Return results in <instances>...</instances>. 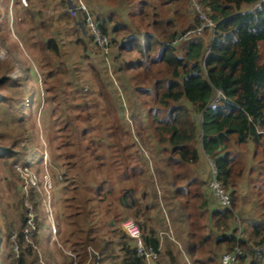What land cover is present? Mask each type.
I'll return each instance as SVG.
<instances>
[{
	"label": "trees",
	"instance_id": "trees-1",
	"mask_svg": "<svg viewBox=\"0 0 264 264\" xmlns=\"http://www.w3.org/2000/svg\"><path fill=\"white\" fill-rule=\"evenodd\" d=\"M50 1L56 3L55 0H17L16 6L27 13L20 18V23L28 24L30 29L32 25L41 28L38 20L47 17ZM96 1L100 2L96 3L99 7L92 2V12L102 31L110 37L114 64L123 71L118 79L119 85L125 88L124 99L130 107L138 106L139 113L145 114L155 143L150 158L137 150L136 171L135 167L130 168L133 163L127 164V155L122 156L126 158L124 161H117L124 166L121 172L125 174L120 178L119 190L107 188V176L96 182L97 194L93 199L87 196L86 203H82L90 223L102 213L104 216L111 213L116 205L111 204L113 193L119 206L128 211V217L141 219L145 245L158 251L153 264H220L221 254L232 251L238 242L246 252L251 247L264 245V0H201L216 28L192 34L182 39L180 46L175 39L200 25L199 15L193 16L194 23L188 25L178 16L184 6L188 9L191 5L189 0ZM58 2L59 18L73 23L81 32L77 31V42L100 49L88 28L66 10L69 1ZM19 30L28 44L32 35L26 33L24 27ZM39 33V41L57 66V70L51 67L43 79L47 91L53 92L58 75L63 73L56 60L58 47L44 30ZM31 78L33 76L25 78V85L21 80H13L15 84L24 85L22 98L26 105L30 85L34 82ZM8 80L7 75L0 77V100L3 98L1 88ZM88 91L78 85L76 93L84 97ZM218 91H222L224 97L213 108L211 103ZM121 98L119 95L116 108L125 116ZM89 100L90 97L80 100L74 96L67 108L61 106L62 126L59 128L64 129L75 121L79 128L87 127L94 115V104ZM132 116L135 118L136 114ZM120 137H124V132ZM132 145L130 142L124 149ZM248 146L251 154H242V149ZM8 151L14 152L0 146V156ZM206 156L214 162L219 180L231 195L230 207L223 208L210 191L211 169L207 178H201L198 168L202 159L207 161ZM64 165L66 171L61 169V172L67 181L73 178L71 170L76 162L64 160ZM32 188L28 200L37 212L40 197ZM71 199L78 200L75 195L66 196V201ZM92 200L99 203L87 210V203ZM103 203L108 205L103 208ZM24 205L23 227L30 210ZM166 206L182 209L188 223H175L164 212ZM68 214V217L74 216L72 212ZM77 229L79 234L84 233L83 224L78 223ZM111 230L117 239H98L89 264H147L137 254L135 241L122 224L114 223ZM44 232L46 234L47 230ZM80 238L89 241L90 235ZM21 249L15 262L23 264L27 257L25 247ZM31 255L34 263L41 264L37 252ZM0 264H5L2 258ZM64 264L75 263L72 260ZM241 264H264V253L260 257L246 253L241 257Z\"/></svg>",
	"mask_w": 264,
	"mask_h": 264
},
{
	"label": "rangeland",
	"instance_id": "rangeland-1",
	"mask_svg": "<svg viewBox=\"0 0 264 264\" xmlns=\"http://www.w3.org/2000/svg\"><path fill=\"white\" fill-rule=\"evenodd\" d=\"M16 1L0 0V77H9L1 88L3 100H0V146L14 151L0 156V258L5 264H20L15 259L19 258L21 248L25 247L27 259L23 264H36L33 262V255L30 256L34 252L39 254L41 264H64L72 260L75 264H89L98 239H117L113 236L111 226L114 223L119 226L120 220L133 217H128V211L119 206L112 193L111 204L116 205H113L111 213L107 216L102 213V216L90 223V217L83 212L86 197L93 199L97 194L96 182L106 176L109 177L107 188L119 190L120 178L125 174L121 172L124 166H120L117 161H124L126 158L122 156L127 155V164H137V150L150 158L154 153L155 142L145 114L142 111L139 113L138 106L135 109L130 107L124 99L125 88L122 84L119 85L118 79L123 71L120 72L113 62L114 52L111 50L105 56L96 45L87 46L83 42H77L79 34L75 25L59 18L58 0H55L56 3L50 1L46 8L47 17L38 20L41 27L38 29L33 25L30 29L28 24L20 23V18H24L27 13L24 12L25 9L16 6ZM85 1L91 10L92 2L100 3L96 0ZM39 6L44 8L43 5ZM193 13V8L189 5L188 9L184 6L178 16L183 24L188 25L194 23ZM22 27L32 35V40L29 41L28 38V44L19 30ZM40 30H44L46 36L55 40L59 54L56 60L61 64L58 67L63 70L58 75L57 87L53 92L47 91L43 79L51 67L57 70V66L53 65V57L47 55L46 48L39 41ZM182 39L185 38L179 39L177 46L182 45ZM262 49L264 55V48ZM34 71L37 74L35 77ZM32 76L34 79L31 80L34 82L30 85L31 94L26 105V100L22 98L25 78ZM14 79L23 81L24 85L15 84ZM78 85L85 92L90 88L91 90L82 97L76 93ZM119 95L126 108L125 116L117 112ZM74 96L80 100L90 97V104H94V115L87 127L79 128L78 121H75L61 129V106L67 108L68 101ZM133 113L136 114L135 118ZM62 131L68 136L63 135ZM123 132L122 138L120 135ZM130 142L133 143L132 147L124 149V145ZM242 151L246 155L252 152L250 146ZM73 159L76 162L75 168L71 170L73 178L66 181L61 169L66 171L64 160ZM27 162H31V165ZM136 164L130 168H134ZM198 169L201 178H207L211 166L202 159ZM134 170L136 171V167ZM130 182L131 180L128 184ZM31 187L40 197L37 212L28 200ZM67 195L69 198L75 195L78 200L66 201ZM70 203L72 206H69ZM97 203L98 200L90 201L85 205L86 209L95 207ZM24 204L30 210L23 227ZM107 205L108 203H103L101 207L105 208ZM70 212L74 216L68 217ZM164 212L175 223H188L182 209L166 206ZM35 217H38L39 224L35 222ZM140 221L141 219L136 220L139 226ZM78 223L83 224L82 234L77 231ZM45 229L46 234L43 233ZM86 235H90L89 241L80 238ZM176 252L179 253L178 250ZM117 253H120L118 249ZM183 257L187 259L185 254Z\"/></svg>",
	"mask_w": 264,
	"mask_h": 264
},
{
	"label": "built area",
	"instance_id": "built-area-1",
	"mask_svg": "<svg viewBox=\"0 0 264 264\" xmlns=\"http://www.w3.org/2000/svg\"><path fill=\"white\" fill-rule=\"evenodd\" d=\"M68 11L70 14L76 18L79 24H82L88 28L90 34L93 36L94 41L101 49L105 56H108L111 52V41L110 37L102 31L99 26L96 16L88 6L85 0H68ZM194 16L199 15L200 25L193 30H188L185 34L175 39L177 42L181 38H187L192 34L198 33L205 28H209L214 31L216 28V23L207 15L204 10L201 0H189ZM224 97L222 91L217 92V97L211 103V107L216 108L218 101ZM211 164V178L209 181V189L214 193L216 199L224 207L231 206V195L223 183L219 180L217 176V169L214 166V162L210 159ZM122 228L129 234V236L135 241L137 254L143 257L147 264H153L154 260L158 257V251L154 250L152 247H147L142 238V232L140 226L134 218L125 219L122 221ZM249 253L256 257H260L264 253V245L251 247L249 251L246 252L240 242L234 247L232 251H225L220 256V264H241V257Z\"/></svg>",
	"mask_w": 264,
	"mask_h": 264
},
{
	"label": "crops",
	"instance_id": "crops-1",
	"mask_svg": "<svg viewBox=\"0 0 264 264\" xmlns=\"http://www.w3.org/2000/svg\"><path fill=\"white\" fill-rule=\"evenodd\" d=\"M206 159H207V161H208V163H209V165H210V160H209L208 156H206Z\"/></svg>",
	"mask_w": 264,
	"mask_h": 264
}]
</instances>
